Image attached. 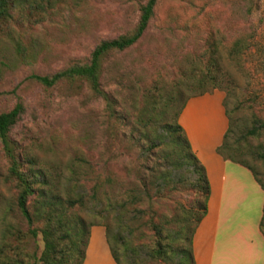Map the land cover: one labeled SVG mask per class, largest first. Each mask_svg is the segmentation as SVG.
<instances>
[{"label":"rangeland","instance_id":"374dc122","mask_svg":"<svg viewBox=\"0 0 264 264\" xmlns=\"http://www.w3.org/2000/svg\"><path fill=\"white\" fill-rule=\"evenodd\" d=\"M38 1L47 5L45 0ZM147 1L51 0L55 8L47 14L15 1L8 25L0 28V115L22 105L23 113L9 137L21 159H35L36 168L59 186L60 194H66L70 179L78 180L73 183L74 193L92 196L93 187L100 185L96 200L76 215L121 236L130 252H135L134 264H181L183 260L191 264L180 253L188 249V241L176 235L181 227L178 220L196 207L198 197L190 186L177 184L178 190L168 195L165 189V198L146 206L144 216H139L136 207L119 215L108 205L123 200L142 179L151 181L159 169H170L171 159L163 157L167 145L147 151L161 129L153 125L148 138L141 133L139 110L156 120L166 93L183 78L191 61L212 56L222 62L231 82L230 93L222 91L234 124L229 143L264 180V129L256 138L248 136L252 128L264 123V0H158L140 41L104 57L100 88L105 96L94 93L84 81L46 87L33 78L89 64L103 41L134 32ZM237 41L243 52L232 60L229 52ZM177 109L170 110L167 118ZM10 168L0 140V264L13 260L44 264L43 235L29 234L17 205L19 192L9 180ZM173 172L177 183L181 172ZM109 177L115 180L113 188L107 187ZM29 208L34 210L35 197L30 198ZM197 216L187 225V235ZM150 219L165 227L163 236L148 226ZM19 231L24 235L21 242ZM261 231L264 234V221ZM158 241L169 244L166 261L148 256ZM69 248L68 240L57 239L56 250H63L56 254L59 263L68 257Z\"/></svg>","mask_w":264,"mask_h":264},{"label":"trees","instance_id":"16d2710c","mask_svg":"<svg viewBox=\"0 0 264 264\" xmlns=\"http://www.w3.org/2000/svg\"><path fill=\"white\" fill-rule=\"evenodd\" d=\"M15 1H24L31 10L35 9L45 14L55 8V4H52L51 0H45L47 5L41 4L38 0H0V28L4 24L8 25L11 18L10 10ZM157 3L158 0H148L141 7L140 20L134 32L131 35L122 36L111 41H103L95 48L89 64L75 65L52 76H33V78L46 87H53L63 81H84L89 84L90 89L94 93L105 96L100 88V75L104 57L113 51H126L140 41L154 16ZM240 45L241 41H237L229 52V57L232 60L242 54L243 51ZM182 76L183 78L176 82L166 93L165 101L163 100V108H161L160 112H157L159 114H157L156 120L148 117L147 111L144 109L139 110L137 120L141 133L147 135V138L149 135L148 131L150 128H153V125L161 129L162 133L159 131L158 134H155V138L151 140V146L147 151L152 152L161 148L162 145H167L169 149H167V153L163 157L164 159L165 157L171 159L169 163L171 165L170 169L167 171L162 168L161 170L159 169L149 182L142 179L137 189L130 190L123 200L116 201L115 203L111 202L108 207L119 213V215H125V212L129 211V208L136 207L139 216H144L147 211L146 206H150L158 199L162 200L165 198V189H167L166 195H168L178 190L177 184H181L184 188L190 186L198 197L195 204L196 207L195 209L188 210L184 218L178 220L181 227L176 235L180 240L188 241V249L180 250L183 259L189 258L191 264H195L192 250L193 236L198 225L207 214L211 189L205 167L193 152L186 132L179 123V117L190 98L202 96L215 90L224 91L228 95L231 91V82L228 81V73L222 62L214 59L213 56L207 60H201L200 58L191 61L189 70H184ZM177 107L178 109L174 112V115L167 118L169 111ZM22 113V105H17L12 111L0 115V140L3 143L6 155L11 161L9 180L15 184L19 192L17 198L18 209L30 227L29 234L32 237H37L39 233L43 235L46 245L42 258L44 264H70L73 260L76 261L74 264H83L89 242L90 229L95 225H99V223H86L85 220L76 215V211L85 208L91 201L96 200L100 185L96 184L93 187L92 196L83 192L74 193L73 188L75 185L73 183H78V180L70 179L68 180L66 194L63 196L58 191L59 186L50 181L41 168H36L37 161L35 159L22 160L16 153L14 144L9 137L11 129L17 124ZM227 116L229 118V128L218 152L225 159L249 169L256 182L264 191V180L259 176L256 168L252 167L245 160L240 159L235 154V146L229 143V136L233 132L234 124L228 112ZM262 129H264V123L252 128L248 132V136L256 138L261 134ZM161 154L164 155L163 152ZM26 165H30V167L26 168ZM173 171L187 172L192 177L186 178L180 173L181 176L176 183L172 179ZM188 182L190 183L187 184ZM106 183L107 187L113 188L115 180L109 177ZM170 183H175V186H172ZM169 184L171 186H168ZM152 190L155 191L154 194ZM31 197H35V208L33 211L29 208ZM195 213H198L196 222L190 234L187 235L186 227L192 217L195 216ZM73 220L75 221L74 223ZM263 221L264 208L262 223ZM39 224L43 226L39 227ZM147 224L152 227V230L159 237L163 236L165 227L154 219H150V222ZM106 230L110 249L117 264H134L132 256L135 255V252H130L125 240L121 236H113L108 227H106ZM18 233V240L21 242L24 235L21 234V231ZM57 239L68 240L70 245L67 252L68 257L63 259L62 263H59L56 256V254L61 255L63 252V250H56ZM112 240H114L113 243ZM121 247L123 248L122 252H120ZM169 249V244L164 245L162 241H158V244L148 251V256L152 260L163 259L166 261L170 255ZM186 261L183 260L181 264H188ZM7 264L23 263L19 260H13L7 262Z\"/></svg>","mask_w":264,"mask_h":264},{"label":"crops","instance_id":"0c3cea01","mask_svg":"<svg viewBox=\"0 0 264 264\" xmlns=\"http://www.w3.org/2000/svg\"><path fill=\"white\" fill-rule=\"evenodd\" d=\"M224 101L220 90L192 97L179 117L211 189L193 257L195 264H264V191L249 169L218 152L229 128ZM83 264H117L104 225L91 227Z\"/></svg>","mask_w":264,"mask_h":264},{"label":"bare ground","instance_id":"6f19581e","mask_svg":"<svg viewBox=\"0 0 264 264\" xmlns=\"http://www.w3.org/2000/svg\"><path fill=\"white\" fill-rule=\"evenodd\" d=\"M206 111V110H205ZM207 112V111H206Z\"/></svg>","mask_w":264,"mask_h":264}]
</instances>
